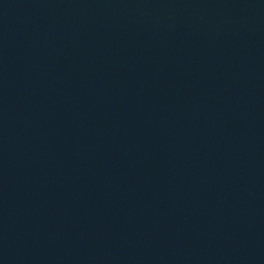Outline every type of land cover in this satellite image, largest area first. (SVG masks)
Segmentation results:
<instances>
[{"label":"water","instance_id":"obj_1","mask_svg":"<svg viewBox=\"0 0 264 264\" xmlns=\"http://www.w3.org/2000/svg\"><path fill=\"white\" fill-rule=\"evenodd\" d=\"M0 264H264V0H0Z\"/></svg>","mask_w":264,"mask_h":264}]
</instances>
